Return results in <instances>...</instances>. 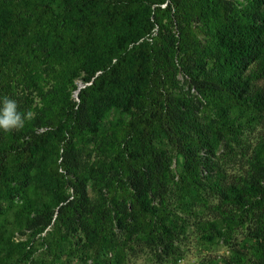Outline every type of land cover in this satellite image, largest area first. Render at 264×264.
Listing matches in <instances>:
<instances>
[{
  "label": "rangeland",
  "instance_id": "rangeland-1",
  "mask_svg": "<svg viewBox=\"0 0 264 264\" xmlns=\"http://www.w3.org/2000/svg\"><path fill=\"white\" fill-rule=\"evenodd\" d=\"M34 4L61 9L65 2L0 0L5 12L32 15ZM224 9L250 30L255 47V58L235 79L245 87L237 99L226 92L200 94L187 74L190 67L200 79L219 82L231 74L221 66L208 25L191 24L197 51L186 65L177 50L176 27L168 26L164 38L158 35L153 44L161 75L149 79L159 87L150 103L160 107L164 97L170 105L182 103L179 115L185 120L179 128L196 160L191 163L166 135L153 134L152 151L163 162L156 177L152 170V200L140 212L132 208L136 195L128 186L125 165L129 155L141 153L148 137L128 133L133 119L120 108L105 109L89 130L83 121L72 123L70 114L78 117L82 90L99 71L85 82L83 68L73 56H65L51 34L20 42V60L0 73V99L16 100L21 112L31 110L34 117L20 131L0 130V149L11 151L3 162V169L11 170L7 184L18 189L8 196L0 177V264H264V0H224ZM153 31L155 36L157 28ZM48 51L54 56L45 57ZM138 112L133 107L132 113ZM129 134L133 143L125 151ZM25 146L33 151L27 175L14 169L16 151ZM68 149L67 174L87 195L85 218L69 213L68 219L54 224L53 218L38 232L29 220L36 206L47 203L48 211L56 213L65 195L83 202L80 193L59 180L66 171L57 164ZM100 216L102 226L90 232L93 226L86 220L96 224ZM159 222L169 228L168 238L148 231L150 223Z\"/></svg>",
  "mask_w": 264,
  "mask_h": 264
},
{
  "label": "trees",
  "instance_id": "trees-1",
  "mask_svg": "<svg viewBox=\"0 0 264 264\" xmlns=\"http://www.w3.org/2000/svg\"><path fill=\"white\" fill-rule=\"evenodd\" d=\"M49 1L56 3L62 0ZM63 2L65 4L61 9L34 4L35 11L32 15L26 11L9 9L5 12L0 8V73L20 60L24 46H20V42L23 39L30 40L38 35L48 34H51L52 41H57L59 48L62 50L63 47L65 48V56H73L74 63L83 68L86 73L85 82L99 71L92 79V83L82 90L84 95L81 103L78 104V117L70 114V119L72 123L81 124L83 121L84 128L89 130L95 127L100 115L109 108H120L132 116L128 133H136L135 136L141 137L143 132L148 140L145 141L146 143H141V153H132L128 156L125 165L127 181L136 195L132 208L138 212L142 208L147 210L152 200L149 198L152 192V170L156 177L159 165L163 162L161 156L155 155L152 151L151 141L149 142L152 135L156 137L166 135L179 152L191 159V163L196 160V155L191 154L187 147L183 129L179 128L180 124H183L182 120H185L179 115L182 113L180 112L183 108L182 103L177 100L176 104L170 105L171 100L165 97L164 105L160 107H157L156 103V107L153 108L150 103V99L155 97L159 87L150 84L149 79L161 75L158 72L159 51L153 45L158 35L163 37L162 32L170 25L176 27L180 34L177 50H180L181 60L186 65L187 60L193 58L197 51L196 43L191 36V24L202 22L208 25L212 44L222 60L221 66L229 68L231 74L228 80L223 82L200 79L198 72L190 67L187 68V74L198 93L226 92L237 99L242 96L245 87L240 86L235 79L256 56L255 47L249 39L251 32L226 13L224 0H63ZM252 26L254 30L258 28ZM154 28H157L155 36L152 35ZM244 33H247V36ZM109 38H113V42L107 41ZM49 44L48 40L45 45L49 47ZM46 56H54V51L46 52ZM32 58L29 59L30 65L33 63ZM161 68L164 74L165 66ZM159 95L162 93L160 92ZM93 97L97 102L96 105H94L96 102L92 103ZM133 107H137L139 112L132 113ZM142 114H147L149 121L141 117ZM128 137V140L123 142L125 151H129L130 144L133 143V136L129 134ZM9 152L11 151L0 149V177L1 186L6 194L13 196L18 189L7 184L11 170L3 169V162ZM16 154L14 169L27 175L28 158L33 155V151L25 146L16 151ZM60 157L61 161L57 167H62L66 171L60 173L61 184L68 185L74 192L80 193L83 202L80 204L76 196L70 199L65 195L61 197L59 202L62 204L58 206L56 213L48 211L47 203H44L43 207L36 206L35 213L29 220L34 222L38 232L44 231L53 218L54 224L68 219L69 213L85 218L82 216V211L87 203L86 191L68 176L70 171L67 169V163L72 158L70 149L65 150ZM51 178L56 180L57 177ZM150 209L153 211L155 207ZM86 221L88 226H93L90 231L93 233L97 230L98 224L102 226L103 218L101 217L96 224H94L95 220ZM148 231L155 233L156 238L160 239L168 238L171 233L161 222L150 223Z\"/></svg>",
  "mask_w": 264,
  "mask_h": 264
},
{
  "label": "clouds",
  "instance_id": "clouds-1",
  "mask_svg": "<svg viewBox=\"0 0 264 264\" xmlns=\"http://www.w3.org/2000/svg\"><path fill=\"white\" fill-rule=\"evenodd\" d=\"M0 103H2L0 106V130L5 133L22 130L26 121H30L34 117L31 110L21 112L17 101L8 96L0 99ZM180 264H184V262L180 261Z\"/></svg>",
  "mask_w": 264,
  "mask_h": 264
}]
</instances>
